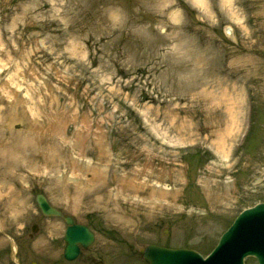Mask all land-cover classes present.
Instances as JSON below:
<instances>
[{
	"label": "rangeland",
	"instance_id": "1",
	"mask_svg": "<svg viewBox=\"0 0 264 264\" xmlns=\"http://www.w3.org/2000/svg\"><path fill=\"white\" fill-rule=\"evenodd\" d=\"M1 158L0 264L206 256L264 202V0H0Z\"/></svg>",
	"mask_w": 264,
	"mask_h": 264
},
{
	"label": "water",
	"instance_id": "2",
	"mask_svg": "<svg viewBox=\"0 0 264 264\" xmlns=\"http://www.w3.org/2000/svg\"><path fill=\"white\" fill-rule=\"evenodd\" d=\"M36 202L45 216L62 217L51 208L41 195ZM69 226L64 238V258L76 259L79 248L88 247L93 242V234L85 227L72 226L70 218L64 219ZM146 264H244L247 258H253L257 264H264V204L243 211L220 237L212 252L202 258L197 252L187 249H167L149 245L142 252Z\"/></svg>",
	"mask_w": 264,
	"mask_h": 264
},
{
	"label": "bare ground",
	"instance_id": "3",
	"mask_svg": "<svg viewBox=\"0 0 264 264\" xmlns=\"http://www.w3.org/2000/svg\"><path fill=\"white\" fill-rule=\"evenodd\" d=\"M222 100H220L221 102H220V105H224L225 107H229V108H231V107H234V106H236V105H239L238 104V100L236 99V97L235 96H232V97H227V95H226V97L223 95V97L221 98ZM37 113L34 111V110H31V117L32 118H34L35 116H37L36 115ZM49 128H52L51 126L49 127ZM184 130V129H183ZM225 147V146H224ZM13 154V153H12ZM6 155H11V153L9 152V153H6ZM14 155V154H13ZM14 157H15V155H14ZM6 159H8L9 160V158H7L6 157ZM4 160L5 159H3V158H1L0 159V163L1 164H3L4 163ZM127 187H132V186H130V184H128V186ZM156 188H154V192L156 193L157 191H159V192H161L162 190V188H160V186H155Z\"/></svg>",
	"mask_w": 264,
	"mask_h": 264
}]
</instances>
